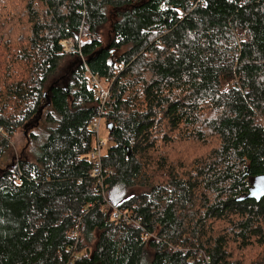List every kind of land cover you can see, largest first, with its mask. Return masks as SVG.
I'll use <instances>...</instances> for the list:
<instances>
[{
	"label": "trees",
	"instance_id": "obj_1",
	"mask_svg": "<svg viewBox=\"0 0 264 264\" xmlns=\"http://www.w3.org/2000/svg\"><path fill=\"white\" fill-rule=\"evenodd\" d=\"M259 176L264 0H0V264H264Z\"/></svg>",
	"mask_w": 264,
	"mask_h": 264
},
{
	"label": "rangeland",
	"instance_id": "obj_2",
	"mask_svg": "<svg viewBox=\"0 0 264 264\" xmlns=\"http://www.w3.org/2000/svg\"><path fill=\"white\" fill-rule=\"evenodd\" d=\"M99 84L105 90H107L104 84H101L100 82ZM98 91H99V86H98ZM46 111L47 109H45L39 115L38 117L39 119L37 118L33 122L31 121L28 125H26V127H24L21 131L18 132L12 144V148H11V152H13L14 156L11 157L9 154L8 156L10 157H7L6 159L2 161L1 167H5L11 164L13 165L15 162H17L16 160H19L18 158L19 156L25 155L24 157H26V155H28L31 157L30 152L32 153L33 152L32 150H38L39 145H41L43 141L38 142L37 141L38 139H36V136H41L42 138H44L43 135L45 133L44 132L45 124L48 125L47 119L45 117ZM53 128L54 127H52L51 129ZM98 136H99V139L105 144L104 152L106 153L108 148L111 147L112 143L109 141V130L104 120H102L100 132ZM94 138H95V144H96L97 135H95V133H94ZM15 158L16 160H14Z\"/></svg>",
	"mask_w": 264,
	"mask_h": 264
},
{
	"label": "built area",
	"instance_id": "obj_3",
	"mask_svg": "<svg viewBox=\"0 0 264 264\" xmlns=\"http://www.w3.org/2000/svg\"><path fill=\"white\" fill-rule=\"evenodd\" d=\"M240 41L244 42L246 41V38L244 36H240ZM61 46L63 47V51L69 54L76 53L78 49L75 47L74 42L72 40H65L61 42ZM231 83L233 82H226L224 85V88L226 91L230 90L231 88ZM99 91L97 92V98H99L103 104H105L109 99V92L108 90H105L99 83ZM106 114L105 110L101 111V115L95 118L92 122L91 129L92 132L97 135V141L95 144L94 151L92 152L90 158L91 161L94 165L91 176L93 178H101L104 174L108 173L107 171H104L103 169V160L105 157V144L99 139V132H100V127L102 124L103 116ZM106 172V173H104ZM109 175H112V173H108ZM18 184L21 183V180L17 181ZM121 215L120 212L117 210L114 211V217L118 218ZM128 219V217L126 216ZM84 225H79L76 229V231L73 232V236H78V231L79 229L83 228Z\"/></svg>",
	"mask_w": 264,
	"mask_h": 264
},
{
	"label": "water",
	"instance_id": "obj_4",
	"mask_svg": "<svg viewBox=\"0 0 264 264\" xmlns=\"http://www.w3.org/2000/svg\"><path fill=\"white\" fill-rule=\"evenodd\" d=\"M249 197L257 202L264 198V176H259L253 180Z\"/></svg>",
	"mask_w": 264,
	"mask_h": 264
}]
</instances>
